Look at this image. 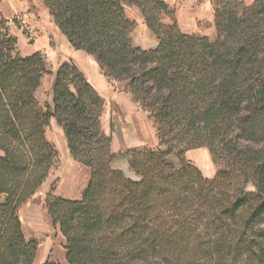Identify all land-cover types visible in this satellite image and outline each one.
Returning <instances> with one entry per match:
<instances>
[{
  "label": "trees",
  "instance_id": "trees-1",
  "mask_svg": "<svg viewBox=\"0 0 264 264\" xmlns=\"http://www.w3.org/2000/svg\"><path fill=\"white\" fill-rule=\"evenodd\" d=\"M40 1L68 43L148 113L157 145L113 152V124L109 135L101 130L105 99L73 61L57 67L52 106L43 107L35 92L46 57L21 56L0 11V264L35 259L18 209L55 166L52 117L90 170L79 199L53 186L46 195L69 264H264V146L240 144L264 141V0H211L215 40L162 23L171 13L163 0ZM127 6L156 47L132 44ZM202 147L226 160L211 178L185 156ZM117 156L137 179L111 167Z\"/></svg>",
  "mask_w": 264,
  "mask_h": 264
},
{
  "label": "rangeland",
  "instance_id": "rangeland-1",
  "mask_svg": "<svg viewBox=\"0 0 264 264\" xmlns=\"http://www.w3.org/2000/svg\"><path fill=\"white\" fill-rule=\"evenodd\" d=\"M9 1L10 0H0V11L5 19L7 14L6 12L9 7ZM163 1L168 4L171 13L168 15L161 14L160 20L162 23L168 25L176 22L182 32H192L190 34H196L200 36L207 35L209 39L217 37L211 0ZM19 2L20 4L22 3L23 7L21 12L13 16L15 17V20L12 21L13 17L7 18L9 20L7 24L9 33L16 38V50L21 56H26L33 50L41 51L45 55L49 73L45 74L41 79L39 87L35 92V96L43 107L48 105L52 106V87L54 83V72L56 71L57 67L64 61H73L75 64L77 62L81 63L82 59L80 54L82 53L83 56L84 53L75 50L68 43L66 38L54 25L47 12V9L40 0H17V3ZM126 14L127 17L134 22V29L131 34L132 44L144 49H147L148 46L153 45L156 41V37L155 35L151 34L149 30H147L143 22V17L141 16L138 8L135 6H127ZM142 25H144V28ZM78 68L80 69L79 66ZM107 87L108 92L105 97L100 94L105 99V107L101 118V130L106 135H109L111 132V124H113L114 127L113 132L115 131L116 127L118 130L121 126L123 128L126 127L125 123L127 122V117H124L126 116V113L121 112V119H123L121 123L118 119L114 122L115 110L116 112H119L121 108H124V102L117 96L114 97V95H117L119 92L127 93V91L123 89V84L118 82L108 81ZM111 99H114L113 102L115 103H112ZM140 121L144 125V130H147L148 128L149 132L154 135L156 143L153 146H156L157 137L155 135V127L152 119L147 121L144 120L143 117H140ZM56 129L57 128L54 127V124H52L50 120L49 124L46 126V137L48 141L54 146L56 151L55 166L40 188L19 207L18 214L22 222V229L25 239L28 241H35L37 243V252L39 247L43 246L47 241L50 240L56 244L59 252H64V255L60 254V259L62 260H58V258L54 256V250L49 249L46 251L44 259L41 262H33L32 264H43L45 262L50 264H69L65 257V243L61 242L60 240L61 233L58 226L52 225L45 204L46 195L50 188L52 186L54 187L53 194L56 195V188L63 174L71 165H77V161L72 158L68 151L65 139H62L60 133H58ZM240 144H242V146L258 149L264 146V141L256 142L253 140H241ZM121 145L122 143H120V150L122 148ZM153 146L147 145L144 147ZM207 150V164L193 157L196 152L200 151L198 148L187 151L185 156L188 161L192 162L200 169L204 177L211 178L216 174L217 170L226 167V160L219 156L218 153H212L208 148ZM173 159L175 160V158ZM246 190H255V185L252 181L247 183ZM32 203H36V206H39L43 222L42 228L37 230H32L28 227V222L25 220L26 218L24 215ZM57 255H59V253ZM60 261L63 262L60 263Z\"/></svg>",
  "mask_w": 264,
  "mask_h": 264
},
{
  "label": "crops",
  "instance_id": "crops-1",
  "mask_svg": "<svg viewBox=\"0 0 264 264\" xmlns=\"http://www.w3.org/2000/svg\"><path fill=\"white\" fill-rule=\"evenodd\" d=\"M247 4H250L253 0H244ZM9 7L7 10L6 18H11L21 12V9L23 7L22 3L20 4L17 3V0H10L8 2ZM144 25L146 26L147 30L149 28L147 27L144 19H143ZM143 24V23H142ZM142 25V27L144 26ZM144 28V27H143ZM150 31V30H149ZM151 32V31H150ZM186 33V31H185ZM192 33V32H190ZM217 33V32H216ZM151 34H153L151 32ZM149 35V34H148ZM154 35V34H153ZM152 36V35H150ZM200 36V35H198ZM201 36H207V35H201ZM217 36V35H216ZM156 37V36H155ZM209 38V37H208ZM154 39V38H153ZM215 38L210 39V40H215ZM158 39L156 37V41L153 45L146 46L148 48H154L157 46ZM83 52L80 54L81 56V63L77 62V66L80 67L81 71L85 74V76L88 78V80L94 85V87L100 92L102 96L105 97V95L108 92V81L105 75L102 73L99 65L97 62L94 60V58L91 55L86 54L82 50H77ZM36 51H31L28 55L34 53ZM120 98L124 102V108H121L119 112H116L114 114V122L118 119L120 120L119 122L123 119H121V112L126 113L124 117H127V122L125 123L126 127H120L118 130L117 127L115 131L112 133V142H111V149L113 152L117 153L122 150H127V149H140L144 146L150 145L153 146L155 142V137L153 134L149 132V129L144 130V125L140 121V117H143L144 120L149 121L150 118L146 112H144L137 103L133 102L130 93H123L119 92L117 95L115 94L114 97ZM112 100V99H111ZM114 99L112 100V103ZM51 123L54 124V127H56L57 132L60 133V136L64 140V132L63 129L58 125L56 119L54 117L50 118ZM118 122V123H119ZM104 123V122H103ZM66 142V141H65ZM120 143L121 145V150H120ZM125 148V149H124ZM200 151L196 152L193 157L202 161L206 162L207 159V154L208 150L206 147L198 148ZM111 167L115 170H120L123 172V174L130 178V179H136L137 175L136 173L130 169L129 167V162H128V157L127 156H117L114 158L111 162ZM138 178V177H137ZM90 179V170L88 167L80 164L77 162V165H71L66 172L63 174L61 177L60 181L58 182L57 188H56V196L62 197L65 199H79L82 195L83 190L87 186L88 182ZM33 211L34 219L36 221L35 224L34 222H31L32 220L27 219L28 218V212ZM25 220L28 222V227L32 230H37L39 228H42L43 222H42V217L40 214L39 206H36V203L30 204L28 209L25 212ZM32 227V228H31ZM61 242L65 243V238L61 234L60 238ZM49 249L54 250V256L60 259V256L64 252H59L58 248L56 247V244L53 243L52 241H47L43 246L39 247L38 252L35 256V259L33 262L39 263L44 259V256L46 254V251ZM59 253V255H57ZM61 254V255H60ZM66 257V255H65ZM63 261H60V263Z\"/></svg>",
  "mask_w": 264,
  "mask_h": 264
},
{
  "label": "bare ground",
  "instance_id": "bare-ground-1",
  "mask_svg": "<svg viewBox=\"0 0 264 264\" xmlns=\"http://www.w3.org/2000/svg\"><path fill=\"white\" fill-rule=\"evenodd\" d=\"M205 164H207L206 162H205ZM27 219H30V220H32L31 222H34V224L36 223V221H35V219H34V215H33V211H29L28 212V218ZM36 226H37V224H35ZM32 228V227H31Z\"/></svg>",
  "mask_w": 264,
  "mask_h": 264
}]
</instances>
